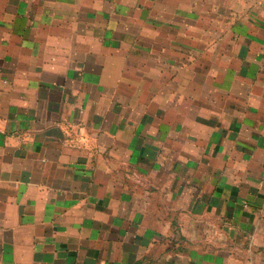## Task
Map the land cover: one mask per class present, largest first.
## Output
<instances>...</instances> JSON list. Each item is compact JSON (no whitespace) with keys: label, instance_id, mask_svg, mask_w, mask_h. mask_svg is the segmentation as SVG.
Masks as SVG:
<instances>
[{"label":"crops","instance_id":"1","mask_svg":"<svg viewBox=\"0 0 264 264\" xmlns=\"http://www.w3.org/2000/svg\"><path fill=\"white\" fill-rule=\"evenodd\" d=\"M0 264H264V0H0Z\"/></svg>","mask_w":264,"mask_h":264}]
</instances>
